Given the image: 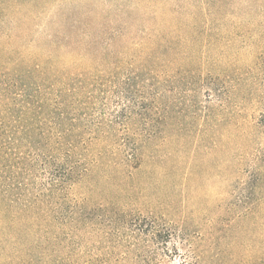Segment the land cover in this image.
I'll use <instances>...</instances> for the list:
<instances>
[{"label":"trees","instance_id":"1","mask_svg":"<svg viewBox=\"0 0 264 264\" xmlns=\"http://www.w3.org/2000/svg\"><path fill=\"white\" fill-rule=\"evenodd\" d=\"M40 1L0 0V21L9 10L36 8ZM207 16L203 13L198 24L190 26L192 33L188 28L180 37H172L176 26L167 33L151 34L152 48L144 59L132 57V61L142 58L141 64L120 89L115 70L124 64L110 50L118 31L111 35L112 41L90 40L85 48L84 58L99 65L115 56L109 83L99 74L64 76L39 64L23 68L4 53L0 59V264H103L89 244H102L106 230L132 238V264H164L171 257L169 245L175 255L184 257L181 264H264V258L248 255L261 244H194L187 231L174 229L163 218H143L115 204L92 201L97 197L91 196L95 186L87 188L89 197L76 195L79 186L91 185L101 174L107 183L119 176L133 177L147 148L157 142H191L197 150L222 147L221 131L228 122L220 120L210 102L199 101L205 88L210 101L211 85L172 59L193 65V56L200 54L202 65L205 53L202 48L196 51V41L217 38L205 28ZM187 43L189 49L184 48ZM155 48L162 49L160 56ZM114 100L119 104L112 108ZM151 160L159 157L153 154ZM256 164L260 178L254 194L257 189L264 191V153L257 155ZM260 198L258 208L264 205V196ZM173 238L182 241L184 254L169 244Z\"/></svg>","mask_w":264,"mask_h":264},{"label":"rangeland","instance_id":"2","mask_svg":"<svg viewBox=\"0 0 264 264\" xmlns=\"http://www.w3.org/2000/svg\"><path fill=\"white\" fill-rule=\"evenodd\" d=\"M36 8L9 10L0 21V59L10 54L23 68L39 64L64 76L99 74L109 83L115 56L99 65L84 58L85 48L90 40L110 41L118 31L110 50L124 64L115 70L119 89L145 58L151 34L175 26L172 37L186 35L188 28L192 33L190 26L208 13L205 28L217 38L209 39L214 45L202 37L196 41V51L205 53L202 65L200 54L193 56V65L172 59L211 85L210 101L206 88L199 101L210 102L220 120H227L222 147L197 150L191 142H157L147 148L133 177L107 183L101 174L91 185L79 186L76 195L89 197L88 189L95 186L94 202L115 204L143 218H163L174 229L187 231L194 244H261L248 255L264 258V205L257 207L264 191L252 190L260 178L256 158L264 153V0H41ZM155 51L160 56L162 49ZM133 56L142 58L132 61ZM117 104L114 100L112 108ZM153 154L158 161L151 160ZM111 234L106 230L102 244H89L93 253L103 264H132V238ZM169 244L185 253L180 239ZM168 248L172 253L164 264L185 260L174 254L173 245Z\"/></svg>","mask_w":264,"mask_h":264}]
</instances>
